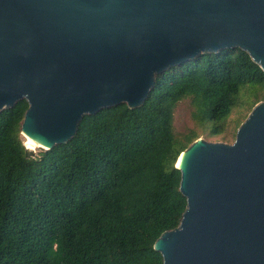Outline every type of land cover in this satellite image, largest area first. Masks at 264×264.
<instances>
[{"label":"water","instance_id":"1","mask_svg":"<svg viewBox=\"0 0 264 264\" xmlns=\"http://www.w3.org/2000/svg\"><path fill=\"white\" fill-rule=\"evenodd\" d=\"M227 49L264 73V0H0V112L25 100L18 138L50 150L85 115L138 108L157 75ZM182 153L186 209L151 246L162 264H264V102L233 144Z\"/></svg>","mask_w":264,"mask_h":264},{"label":"trees","instance_id":"2","mask_svg":"<svg viewBox=\"0 0 264 264\" xmlns=\"http://www.w3.org/2000/svg\"><path fill=\"white\" fill-rule=\"evenodd\" d=\"M263 92L260 67L227 49L157 75L138 108L85 115L72 139L50 150L18 138L25 100L2 110L0 264H162L151 246L181 221L175 165L198 139L175 133L177 105L189 99L193 119L214 137L242 95L252 110Z\"/></svg>","mask_w":264,"mask_h":264},{"label":"rangeland","instance_id":"3","mask_svg":"<svg viewBox=\"0 0 264 264\" xmlns=\"http://www.w3.org/2000/svg\"><path fill=\"white\" fill-rule=\"evenodd\" d=\"M264 92L262 93V95ZM249 94H244L240 98L241 106L234 109L230 117L224 124V130L222 134L218 136H210L209 130H204L199 123H197L192 116L193 108L189 99L181 101L174 112L173 127L174 131L178 136L184 135L189 131H194L198 139H202L211 143H223L231 145L234 143L236 130L246 117L251 112L252 97ZM264 102L261 100L259 103ZM258 104V103H257ZM253 109V108H252ZM24 139V137H23ZM37 152L38 148H34Z\"/></svg>","mask_w":264,"mask_h":264},{"label":"bare ground","instance_id":"4","mask_svg":"<svg viewBox=\"0 0 264 264\" xmlns=\"http://www.w3.org/2000/svg\"><path fill=\"white\" fill-rule=\"evenodd\" d=\"M25 141H26L25 144H26V146L29 149L35 150L34 148H41L42 147V146H39V145L35 144L34 142H32L31 140H29L28 138H25ZM182 155L180 156V158L182 157ZM180 158L178 159V162H179ZM178 162H177V164H178Z\"/></svg>","mask_w":264,"mask_h":264}]
</instances>
